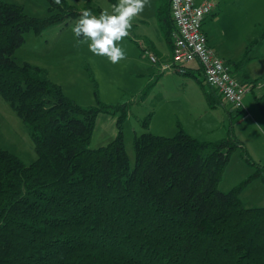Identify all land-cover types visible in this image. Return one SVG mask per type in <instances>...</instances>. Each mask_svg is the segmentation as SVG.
Returning <instances> with one entry per match:
<instances>
[{"label": "trees", "instance_id": "trees-1", "mask_svg": "<svg viewBox=\"0 0 264 264\" xmlns=\"http://www.w3.org/2000/svg\"><path fill=\"white\" fill-rule=\"evenodd\" d=\"M48 1L49 15L35 17L0 0V96L28 127L36 151L27 164L0 147V264H264V207H246L240 198L248 181H264V166L250 158L233 121L216 141L181 127L171 137L134 134L132 166L122 113L116 136L90 147L96 115L113 107L80 106L45 67L14 57L27 31L39 34L76 12L65 0L62 7ZM155 16L172 49L169 0H160ZM194 69L203 74L199 64ZM260 79L264 74L241 81L252 89ZM209 87L211 107L224 102ZM231 110L237 119L247 113ZM237 148L253 170L222 191L219 182Z\"/></svg>", "mask_w": 264, "mask_h": 264}, {"label": "rangeland", "instance_id": "rangeland-1", "mask_svg": "<svg viewBox=\"0 0 264 264\" xmlns=\"http://www.w3.org/2000/svg\"><path fill=\"white\" fill-rule=\"evenodd\" d=\"M4 1L20 4L26 13L35 17L50 13L48 0ZM65 1L76 12L63 16L58 23L39 34L27 31L14 57L20 64L29 62L45 67L49 77L80 106L102 104L113 107L96 115L90 147L105 145L116 136L117 120L122 113L123 141L132 166L134 134L148 130L171 137L181 127L191 136L216 141L226 135L233 121V131L243 142L250 158L264 166V160L257 158V155L264 158V88L260 91L253 86L247 91L251 104L244 105L249 119H237V112L231 110L229 103L217 101L211 107L205 95L211 88L203 82L201 72L194 69L193 74H183L173 69L162 70L160 64L170 61L171 49L155 16L160 0H151V6L135 18L130 35L119 42L127 58L118 64H112L107 57L94 55L87 44L78 47L71 30L84 9H91L98 16L102 10L111 11L112 0H91L89 5L87 0ZM117 2L115 0V4ZM93 5L99 6L100 12ZM218 7L221 10L215 15H207L202 24L210 45L231 64L241 61L247 54L244 62L247 64L256 46L264 42V0H219L215 9ZM256 39L261 42L250 47ZM151 44L164 59L160 60L157 54L148 51ZM148 52L158 58L157 63L149 59ZM148 115L145 126L143 123ZM0 147L16 154L27 164L36 158L28 127L1 96ZM252 170L242 155V148H237L231 153L218 187L228 191ZM240 198L246 207H264L262 178L248 181Z\"/></svg>", "mask_w": 264, "mask_h": 264}, {"label": "built area", "instance_id": "built-area-1", "mask_svg": "<svg viewBox=\"0 0 264 264\" xmlns=\"http://www.w3.org/2000/svg\"><path fill=\"white\" fill-rule=\"evenodd\" d=\"M169 3L174 25L170 33L171 58L160 64L161 69L181 72L197 63L202 67L205 82L231 109L244 108L243 98L252 84L242 82L234 68L216 54L202 27L204 18L213 14L217 0H169ZM148 56L152 62H158L154 54Z\"/></svg>", "mask_w": 264, "mask_h": 264}, {"label": "clouds", "instance_id": "clouds-1", "mask_svg": "<svg viewBox=\"0 0 264 264\" xmlns=\"http://www.w3.org/2000/svg\"><path fill=\"white\" fill-rule=\"evenodd\" d=\"M63 6L62 0H53ZM151 6V0H118L97 16L91 9H84L72 26V32L79 47L87 44L88 50L96 56L107 57L112 64L126 60V52L120 46L130 35L135 18ZM83 37V39H81Z\"/></svg>", "mask_w": 264, "mask_h": 264}, {"label": "crops", "instance_id": "crops-1", "mask_svg": "<svg viewBox=\"0 0 264 264\" xmlns=\"http://www.w3.org/2000/svg\"><path fill=\"white\" fill-rule=\"evenodd\" d=\"M195 1L196 2H199L200 0H195ZM217 2H219V0H217ZM219 10H221V9H219V7H218V9H215L213 11V13H215L216 11H219ZM219 17H220V15L218 17L216 16V19H219ZM203 22H204V20H203ZM208 43H209V40H208ZM152 47L154 48V46L151 44V49H149V51L154 52L155 54H157V56L160 58V60L164 59L163 55L157 53L156 49L153 50ZM216 54L218 56H220L224 61H226V58L224 56L220 55L218 52H216ZM249 58H250V60H249V62L247 64L246 63L245 64L243 63L242 65H239V67L235 63V65L238 68L235 65H233V68H234L235 72L237 73V76L240 78V80H242L244 76H245V79H247V80H255V79L261 77L262 74H264V42H262V44L260 46H256V49L254 50V53H252V56L249 57ZM189 67H191L192 69H194V68L197 67V63H192V64L189 65ZM254 86H256L258 89H260V91H262L263 88H264V81L263 82L259 81ZM244 104H251V102L249 101V98H247V93L244 95V98H243V107L245 109V105ZM243 118H244V120H247V119H249V115L246 113L243 116ZM257 158H259L261 160H264V158L262 156L259 157L257 155ZM251 159H252V157H251ZM245 172H246V170H245ZM247 173H245V175ZM222 190H224V188H222Z\"/></svg>", "mask_w": 264, "mask_h": 264}]
</instances>
